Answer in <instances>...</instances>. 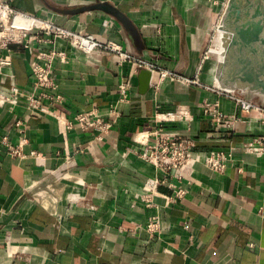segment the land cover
I'll list each match as a JSON object with an SVG mask.
<instances>
[{"label": "crops", "instance_id": "0c3cea01", "mask_svg": "<svg viewBox=\"0 0 264 264\" xmlns=\"http://www.w3.org/2000/svg\"><path fill=\"white\" fill-rule=\"evenodd\" d=\"M9 1L184 76L196 74L194 34L213 8L209 0ZM49 47L33 41L3 52L11 65L0 67V86L13 84L19 97L0 106V264H264V155L242 147L262 133L264 120L211 80L158 81L115 53L86 56L62 40L55 47L66 59L52 66L61 103L40 98L42 109H31L28 97L40 92L30 63ZM206 100L237 118L232 127L211 126ZM254 103L264 107L262 99ZM91 110L109 130L80 127L74 115ZM166 112L171 120L159 116ZM158 126L202 150L231 152L225 171L197 164L176 179L144 162L137 150L154 141L149 132ZM180 187L185 194L175 199ZM154 219L159 227L150 232Z\"/></svg>", "mask_w": 264, "mask_h": 264}, {"label": "built area", "instance_id": "2783aa9c", "mask_svg": "<svg viewBox=\"0 0 264 264\" xmlns=\"http://www.w3.org/2000/svg\"><path fill=\"white\" fill-rule=\"evenodd\" d=\"M57 40L66 42L72 49L86 56L98 50L106 53H115L121 60L134 62L140 67L148 68L151 72L156 73L158 81L170 78L184 84L201 85L197 74L192 77H187L171 70L155 66L141 58L134 59L126 51L112 42L103 43L82 32L72 31L57 24L44 21L34 15L16 10L9 0H0V67H10L11 62L3 52H8L12 46L28 48L33 41L39 44L50 45L46 50L37 51L30 63L34 77V89L40 92L38 95L39 98L28 97V107L31 109H42L40 98H49L51 101L61 103V96L55 93L56 85L52 77V66L57 60H65L66 54L55 47ZM204 53L205 55L203 57L205 58L208 53ZM221 92L224 91L221 90ZM227 94L233 96L240 110L244 113L254 114L261 122L264 120L263 106L241 95ZM17 97H19V90L13 84L6 88L0 86V106L14 103ZM176 115L179 120H187L185 110H179ZM203 115L214 128H230L237 119L234 115L224 114L216 102H210L208 100L203 103ZM159 116L163 120H171L173 114L166 112L159 113ZM74 118L81 128L93 126L101 132H106L111 127V124L105 122L95 110L78 112L74 115ZM149 134L154 138V141L142 144L144 147L141 150H137V155L144 162L152 165L156 170L171 177L173 176L176 179L180 178L178 172L181 169L191 168L197 164L210 172L222 173L231 160L232 154L229 151L220 149L202 150L197 148L194 140L191 138L176 134H167L161 126L152 129ZM242 147L244 151L252 155L258 157L263 156L264 127L260 135L244 142ZM9 153L16 157L21 155L20 149L13 146H9ZM185 191V187H180L175 191L174 198H182ZM262 197L264 199V166L262 168ZM158 227L159 222L156 219L150 220L147 225V230L154 232Z\"/></svg>", "mask_w": 264, "mask_h": 264}, {"label": "water", "instance_id": "95a60500", "mask_svg": "<svg viewBox=\"0 0 264 264\" xmlns=\"http://www.w3.org/2000/svg\"><path fill=\"white\" fill-rule=\"evenodd\" d=\"M264 0H228L220 30L226 53L214 69L219 90L256 94L264 102ZM251 100V99H250Z\"/></svg>", "mask_w": 264, "mask_h": 264}, {"label": "rangeland", "instance_id": "374dc122", "mask_svg": "<svg viewBox=\"0 0 264 264\" xmlns=\"http://www.w3.org/2000/svg\"><path fill=\"white\" fill-rule=\"evenodd\" d=\"M227 1L228 0H209V3L213 4L211 5L213 6V8L208 9L209 13L207 14L208 15L207 20L203 22L200 30L194 34L195 46L199 54V58H198L199 60L195 66L196 68L195 73L197 74V78L199 82L208 84L207 80H211L213 83L212 86H218V84L216 83L214 79V71H215L214 69H216L219 63L216 50L212 46V44L214 41V37L218 33V29L220 30L221 18L225 11ZM216 39L219 41L218 35ZM209 49H210V52L208 53ZM204 52L208 53L206 54L205 58L203 57L205 55ZM204 64L207 66L210 65L208 66V69H206L208 72H205V67L207 66H205L203 69ZM202 70H203V73H202ZM205 73H207V76H205ZM192 76H187V77H192ZM223 91L227 93H232L233 95L238 94L244 97V95L240 94L238 90L236 91L235 90L234 91L223 90ZM247 96L249 97V99H251V101H254V102H258L261 99L260 96L256 94H247Z\"/></svg>", "mask_w": 264, "mask_h": 264}, {"label": "bare ground", "instance_id": "6f19581e", "mask_svg": "<svg viewBox=\"0 0 264 264\" xmlns=\"http://www.w3.org/2000/svg\"><path fill=\"white\" fill-rule=\"evenodd\" d=\"M217 35L219 36V41L216 39ZM228 38H229L228 34L227 36L226 35L224 36V33L222 32V30H219V29H218V33L214 37L212 46L215 48L217 52V57H218L219 62H222L223 57L225 56Z\"/></svg>", "mask_w": 264, "mask_h": 264}]
</instances>
